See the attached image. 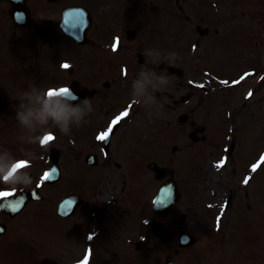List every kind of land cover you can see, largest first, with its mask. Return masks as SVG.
Instances as JSON below:
<instances>
[{
	"label": "flooded vegetation",
	"instance_id": "af4514ba",
	"mask_svg": "<svg viewBox=\"0 0 264 264\" xmlns=\"http://www.w3.org/2000/svg\"><path fill=\"white\" fill-rule=\"evenodd\" d=\"M173 2L177 4L178 0ZM136 3L139 5L131 6ZM180 3L185 10L180 6L179 13L189 14L185 19L190 24L204 23L202 14L235 13V8L226 0H179L178 5ZM24 4L28 11L25 27L42 34L43 76L52 79L53 88L75 87L73 91L79 99L69 103L72 107L81 105L85 99L92 103L93 111L85 122L80 126L74 122L70 124L72 140L59 149V168L74 174L73 193L84 201L75 210L74 229L80 239L89 234V249L96 257L109 251L112 243L115 251L123 253L132 245L124 241L128 207L142 193L137 185L154 177L150 170L144 169L156 161L170 173L176 155L171 152L172 140L166 135L163 139L154 135L156 130L139 119L138 113L141 106L152 100L168 111L175 112L179 107L190 112L177 98L178 85H182L177 79L184 78V71L178 66H185L187 62L184 50L176 51L166 31L170 27L164 24L162 28L161 15H165L163 19L166 20L162 0H25ZM6 8L9 11L10 4L1 2L0 9L4 13ZM197 26L191 38L197 36L195 45H200L213 34L206 31L200 37L198 34L204 31L200 33ZM71 33L82 37L81 41L70 37ZM173 60L175 63L170 65ZM63 62L70 67L61 69ZM153 73L156 77L167 75L169 83L166 86L158 84ZM136 81L144 83L140 104H136L134 96ZM156 87L161 90L155 92V99H150ZM185 89L189 92L181 97L182 102L194 96L190 85ZM128 107H131V116L123 117L114 125L105 140L97 139ZM164 126L166 131L177 128L169 120L164 121ZM179 128L187 132L199 131L197 122L189 117L186 125ZM154 155H161L163 160L151 157ZM69 156L73 163L70 164V159L69 163H64ZM25 165L26 169L30 163ZM168 179L169 175L157 181L158 185Z\"/></svg>",
	"mask_w": 264,
	"mask_h": 264
},
{
	"label": "rangeland",
	"instance_id": "374dc122",
	"mask_svg": "<svg viewBox=\"0 0 264 264\" xmlns=\"http://www.w3.org/2000/svg\"><path fill=\"white\" fill-rule=\"evenodd\" d=\"M249 21L253 23L252 20ZM239 22L248 25V21L242 18ZM256 28V39L260 40L258 43L259 62L254 59L250 65L251 56L244 53L237 55L238 51L236 50L227 57V60L224 58L219 61L222 72L210 69L211 74L216 77L212 75L208 77L206 75L189 76L192 82L211 88L207 94L196 90L201 102H193L190 105L194 109H200L201 119L205 121L203 125L214 122V126L210 127L218 129L217 125L223 122L224 108L230 117L226 118V132L219 141L218 134L215 130H211L210 135L214 137L210 136L211 139L208 143L206 142L207 144L196 145L190 155L182 157L180 160L183 162L181 167L185 168L184 162L187 158L190 159L189 167L197 172V175L192 177L191 168H185L187 172L180 177L182 183L184 181L186 185L185 193L193 194V200L189 211H186L183 206L177 207L175 223L178 225L179 216L185 210L188 214L185 212L187 218L180 230L190 233L196 239V243L193 247L183 251L179 250L175 243V245H171L170 248H176L179 251L178 256L174 258L179 264H264V165L256 171L251 169L249 174L246 170L248 165L252 167L255 162L258 163L262 160L261 156L256 158V154L262 153L264 148V29L260 26H256ZM239 40L243 41L244 39L241 38L237 41ZM245 42L249 44L247 38ZM38 48L42 50L41 43H38ZM248 65L250 66L247 68ZM243 71L244 73L240 74ZM199 72L203 74L202 71ZM4 81L5 87L2 90L6 92V79ZM48 81L44 79L42 83L46 84ZM181 81L178 80V82ZM184 82H187L186 79L183 80ZM214 89L216 91L212 92ZM183 92L181 88L179 93ZM206 98L209 99L206 100ZM217 100H222L225 103L223 108L220 106L216 109ZM211 108L214 110L210 111L211 114L207 116L206 113ZM145 113L151 115L152 118L162 116L159 109H154V105ZM8 117L9 115L0 114V126ZM139 117L142 118L141 115ZM148 118L145 116V119ZM251 118L252 121L248 123ZM5 132L2 131L0 135V142L6 147L0 153L3 161L12 157L15 154L13 149L17 148L16 145L13 146V149L10 148L11 140L5 135ZM177 136V140L174 141L178 146H182L184 142L179 138V134ZM231 138L235 142V148L231 155H227ZM217 141L218 143H216ZM214 143L213 148L216 152L211 157L209 145ZM12 158L14 159L16 156ZM35 168L38 169V166ZM246 178L249 181L247 183H245ZM71 179L72 176L69 181L61 183L55 192L60 193L70 188L72 186ZM153 193L154 191L152 196ZM56 196L54 199L61 195ZM37 205H32L33 209L26 212L33 213L32 217L29 216V218L35 219L31 226L35 224L34 226L41 229L42 241L52 235L49 243L53 244V248L58 245L57 236L59 235L64 247L61 248L60 253L58 247L54 248V252L55 256H57V252L59 257L61 254L63 260L68 259L63 262L68 263L76 259L75 254L73 255L75 258L72 259L74 251L71 246L76 244L77 238L68 231H62L59 221L53 223L55 218L52 219L49 226L46 224V216V220L43 222V218L40 217L43 209L40 207L41 204ZM25 218L28 221L22 225L23 232L19 231L21 227L16 226L18 235L24 234L29 227V219L27 216ZM20 222H24L23 217L17 223ZM74 222L68 220L64 226H72ZM46 250L50 252V247L46 246ZM36 254L40 259L42 255L39 249ZM151 256L154 257L155 253H152ZM156 258L157 260L150 264H162L164 251L158 253ZM126 259L130 260L129 256ZM47 260H37L29 254V251L13 244H10L7 249H0V264H50V261Z\"/></svg>",
	"mask_w": 264,
	"mask_h": 264
},
{
	"label": "clouds",
	"instance_id": "9594fccd",
	"mask_svg": "<svg viewBox=\"0 0 264 264\" xmlns=\"http://www.w3.org/2000/svg\"><path fill=\"white\" fill-rule=\"evenodd\" d=\"M147 55V52L145 53ZM175 63V61H170V65ZM141 75H144L142 73ZM154 79L158 82V84L167 85L169 83V79L167 75H161L156 77L153 73ZM148 81H145L147 83ZM61 88L64 90L57 94L62 96L63 100H57L55 102L52 101L51 96L48 94V90H44L43 94H38L36 96V100L41 104L39 110H35L31 107H25V105L21 104L20 107L24 109V111H18L16 114V119L22 126L28 127L31 130L34 129L33 121H37L40 124H47L49 118L52 119L54 125L58 127L59 132L68 135L70 133V122H74L77 126H80L83 122H85V118L93 111L91 100L85 99L81 102V105L76 107H72L68 102L78 100L79 97L76 95L74 91L68 85H62ZM159 87L154 88L153 95L150 99H155V92L160 91ZM144 94V83L140 81H136L134 87V96L136 98V104H140L139 97ZM23 98H32L31 92L23 93ZM45 133L41 132L39 137L34 138V142L37 143L40 147H45L46 144L41 143L44 138ZM3 157H0V182L5 183L11 187L24 186L27 187L32 184L33 179L30 174L22 173L25 177L23 182L16 176V173L12 170V166L16 163V160L12 161V164L5 165L3 162ZM30 162V158H29ZM17 171H19L17 169ZM77 264V262H74Z\"/></svg>",
	"mask_w": 264,
	"mask_h": 264
},
{
	"label": "snow or ice",
	"instance_id": "6c2138e0",
	"mask_svg": "<svg viewBox=\"0 0 264 264\" xmlns=\"http://www.w3.org/2000/svg\"><path fill=\"white\" fill-rule=\"evenodd\" d=\"M113 50L115 51L116 50V47H115V45L113 46ZM63 68H68V67H70V65H68L67 63H65V64H62L61 65ZM243 78V77H242ZM226 83V82H225ZM238 83V82H237ZM198 87H203V85H198ZM64 90L63 89H61V90H59V91H57V90H50L49 91V95H57V94H60V92H63ZM249 95H251V93H249ZM128 115V111L127 110H125L124 112H122L121 114H120V116H118V117H116V119H114L112 122H111V124L109 125V127H108V129H107V131L106 132H104V133H102V134H100L98 137H97V139H99V140H105L107 137H108V135H109V133H111V131H112V128H113V126L114 125H116L123 117H125V116H127ZM54 139V137L51 135V134H48V135H46L43 139H42V143H48V142H50V141H52ZM262 159V161H264V157H262L261 158ZM26 165L23 163V162H18V164H17V167H25ZM256 167H257V165H253V171H255L256 170ZM55 169H52V173H55ZM50 176H51V173H48V172H46L45 174H44V176L43 177H41V180L43 181V180H47V179H49L50 178ZM245 183H247V178H246V180H245ZM12 195V193H10V192H0V197H8V196H11ZM22 197H21V200L20 201H16L15 202V204L14 205H10V207H11V210L12 211H16L18 208H19V206H20V203H21V201H22ZM68 203H71V202H68ZM3 205H0V207H2ZM218 219V221H219V217L217 218ZM86 261H87V257H85V264H86Z\"/></svg>",
	"mask_w": 264,
	"mask_h": 264
},
{
	"label": "water",
	"instance_id": "95a60500",
	"mask_svg": "<svg viewBox=\"0 0 264 264\" xmlns=\"http://www.w3.org/2000/svg\"><path fill=\"white\" fill-rule=\"evenodd\" d=\"M171 194V196H170ZM165 196V201L162 202L161 198H157L156 200V205H155V210H162V209H165L166 207H169L170 204L172 203V201L174 202L175 199H176V195L174 193V191H171L169 194H162ZM161 239V237H159ZM193 242L192 239H188L186 240L185 242H182V245H188V244H191Z\"/></svg>",
	"mask_w": 264,
	"mask_h": 264
}]
</instances>
